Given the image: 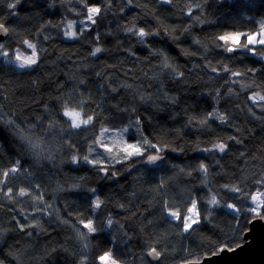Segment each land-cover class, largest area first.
I'll use <instances>...</instances> for the list:
<instances>
[{
	"label": "trees",
	"instance_id": "obj_1",
	"mask_svg": "<svg viewBox=\"0 0 264 264\" xmlns=\"http://www.w3.org/2000/svg\"><path fill=\"white\" fill-rule=\"evenodd\" d=\"M6 2L7 0H0V20L11 25L15 31L12 38L6 42L7 49L10 52L18 49L29 51L21 41L31 40L37 44L40 65L38 71H25L17 68L13 62L0 57V96L4 97L0 103L3 104L5 114L0 119L16 121L24 135L30 136L40 143L43 152L37 155L26 149L25 146L19 144L15 132L8 129L9 135L0 139V144L3 145V155H0V173L11 167L14 159H20L21 166L26 168L31 175L21 178H14L10 175L8 181L22 187H28L29 184H39L45 202L52 204L50 212L53 209L57 210L61 219H67L69 223L67 225L61 224L56 220L55 215L40 216L36 221L41 226L40 232L38 234L34 232L33 237L28 238L12 231L15 223L11 217L15 215V212H9L6 207L0 208V228L8 233L6 242L9 247L5 251H11L13 254L23 253L24 264H78L76 253L79 251V242L75 238L73 225L78 224L80 219L89 217L87 197L90 194L82 189L72 190L73 184L100 188L103 192L102 198L107 197L111 201L105 211L113 217L115 222L130 226L125 228L128 236L131 237L127 241L120 239L119 230L98 233L91 239V244L94 246L91 257L111 249L114 255L122 260V264H141L139 257L143 256V244L149 246L162 244L169 253L165 264H181L197 257L203 259L204 254L215 247L235 246L232 237L236 228L239 227L245 234L249 229V224L245 222L246 219L256 217H245L244 209H241V216L237 220H233L235 214L222 205L224 201L229 203L235 201L231 194L224 195L219 191V185L225 181L219 176H215L216 169L212 167L210 160L206 161L210 165V185L218 198H221V206L210 209L212 215L205 219L207 213L204 211V205H198L202 219L200 225L194 226L198 230L191 236H188L187 233L181 234L182 230L176 226L178 222L169 223L160 217L157 210L160 208L161 193L156 189L161 178H164L166 194L163 195V200L167 201L170 207H179L183 210L185 202L189 198L190 190L199 189L200 178L195 175V172L193 171L192 177L176 172L170 167H165L163 171L153 169L149 172L148 170L152 169L153 166L137 164L131 174L126 169H121L120 182L123 183L124 188L116 187L114 181L100 182L90 166L84 164L77 166L68 163L71 154L78 156L87 154L86 145L93 142V135L99 134L100 126L95 129H91L89 126V128L80 130L69 128L66 119L60 116L62 108L58 99L64 98L66 103L76 102L78 97L75 93L79 92L85 101L91 98L96 104H102V112H105L106 115L100 125L110 129L126 126L128 119L133 117H147L144 119L143 130L149 134V138L153 139V142L163 143L167 141L173 146L178 145L186 148L184 155H177L172 152H168L166 155L170 163L188 170L189 165L198 166L199 160L204 159L203 155L191 151V148L198 139L201 146H205L203 141L206 139V134L198 136L194 130L185 129L183 138L176 139L175 130L183 128L186 121L183 116L177 115L175 119H172L171 116L182 112L184 109H187V114L196 116L209 110L213 102L202 93L213 91L216 84L220 83L219 79L208 86L199 81L191 83L195 79L196 72L204 75L202 69H196L191 70L190 83L184 85L166 79L167 74L164 73L161 75L163 89L170 95L177 96L179 100L176 105H172L159 97L158 82L148 78L153 73L161 71L158 62L154 59L151 62L145 61L143 58L147 53L142 49L135 48L134 39L125 38L122 28L118 27V25L127 23L124 17H128L130 20L131 14L127 10L120 13L117 0H113V14L109 15L106 20L98 22L101 33L110 28L113 36L101 35L100 44L105 46L107 52L101 59L96 60L95 64L92 63V59L95 58H88L89 48L93 46L90 43L91 33L80 36L78 40H70L62 36L67 21L83 19L84 4L72 0L71 3L65 2L61 5L58 0L57 6L50 8L48 6L50 0H25V3L20 5V15L11 16L5 7ZM88 2L98 3L99 0H88ZM237 5L238 0H223L222 3L218 0H209L204 13L201 14L202 19L206 20V24L203 29L194 30L205 38H211L228 30L255 31L257 21L264 18V7L244 8L241 12ZM184 6L183 2L178 5L179 8ZM73 8L81 15L77 16L76 12L71 11ZM171 11L173 9H169V12ZM193 14L200 13L194 12ZM113 15L119 19H114ZM248 16L255 19L249 20L246 18ZM49 21H51L52 27H47ZM186 21H188L187 16L167 15L165 17V23L170 27H179ZM77 31L79 32V27H77ZM37 33L40 35L38 36ZM45 34L52 38L43 39ZM180 43L189 46L186 40L182 39ZM156 46H159V42L154 45V47ZM122 47H134V50L139 52L140 60H130L120 50ZM192 47L195 50V46ZM167 50L178 61L181 68H186L193 62H200L195 57L181 56L179 50L171 45L168 46ZM208 56L215 64L216 53L210 51ZM254 62V58L251 57L243 61H229L235 66V70L251 67ZM107 65H114L107 71L110 74L115 72L120 77V81L133 84L134 87L140 89L142 95H152L155 103L160 105L162 111L153 107L152 101L146 104L140 100L139 95L132 97L127 95L124 90H121L120 93L98 92L94 81L98 80L100 83L104 81L91 73L99 71L103 76L105 72L103 66ZM125 70L130 73L128 76L124 75ZM144 72L148 73V77L144 76ZM80 80L88 82L87 93L78 83ZM221 87L223 88L225 85H221ZM239 100L241 108L247 107L243 95ZM117 104L129 109V111H114L113 106ZM225 107L231 109L233 114L238 116V119L235 120L236 126L242 129L245 127L253 128L257 137L259 136V130L255 128L254 123L247 117L246 113L238 112L233 103L225 104L224 101H221V108ZM132 109L134 111H131ZM89 111H95V109L84 108L85 113ZM255 111L259 113V109H255ZM4 126L7 128V125ZM213 127L215 128L213 139L220 135L234 134L233 129L217 127L216 125ZM244 135L247 137L248 133L245 132ZM250 139L248 137L245 140V145L251 150V155H248L247 160L241 162V158L236 153L243 146L235 145L231 146L232 154L227 160L221 161L228 172L227 182L230 184L240 183L233 176L236 169H244L248 176L260 174L261 161H253L252 159V155H259V145L255 142L250 143ZM136 168L144 173L139 182L133 179L134 175L139 174L136 172ZM58 188L64 190L57 191ZM133 188L137 191V198L129 204L126 202L125 189L131 191ZM247 188L251 191L252 185L248 184ZM191 195L209 198V193L204 191L192 192ZM23 200V203L16 201L15 208L17 210L23 208L24 213L30 215L33 211V205L27 198H23ZM115 203H125V208H131V210L127 214H120V209L112 207V204ZM65 213L70 215L66 216ZM49 221L54 226H51ZM148 221H152V223L149 224ZM97 224L99 225V221ZM112 236L116 237L115 242L111 240ZM49 246H54L57 251L45 255V249ZM62 248H66L68 251H61ZM3 256L4 253L0 252V258ZM5 264H11V257L5 260Z\"/></svg>",
	"mask_w": 264,
	"mask_h": 264
},
{
	"label": "snow or ice",
	"instance_id": "obj_2",
	"mask_svg": "<svg viewBox=\"0 0 264 264\" xmlns=\"http://www.w3.org/2000/svg\"><path fill=\"white\" fill-rule=\"evenodd\" d=\"M58 0H50L49 7L57 6ZM65 2L71 3L72 0H59L62 5ZM184 3L183 8H179L180 3ZM209 0H117L120 13L126 10L131 14V19L124 17L127 23L118 25L122 28L125 38H133L135 48L142 49L147 54L144 56L145 61L151 62L153 59L158 62V67L161 71L155 72L151 77L144 72V76L151 80L158 82L157 87L159 97L164 101L176 105L179 100L175 95H170L163 89V81L161 75L166 73V79L176 81L177 83L187 85L190 83L189 75L191 70L202 69L204 75L196 72L195 79L191 83L201 82L205 86L211 85L219 79L220 83L216 84L213 91L202 93L212 100V107L205 113L196 115L187 114V109L180 113H175L171 116L175 119L177 115L183 116L185 124L183 128L175 130L176 139H182L185 135V129L194 130L198 136L205 135L206 139L203 141L205 146H201L199 139L194 143L191 151L199 153L204 156L200 159L198 166L189 165L188 170L180 167L174 163L169 162L166 155L168 152L176 153L177 155H184L186 148L182 146H173V144L165 141L163 143L153 142L149 138V134L143 130L144 119L147 117H133L128 119L127 125L118 129L112 130L100 125V122L105 118L106 113L102 112L103 105L96 104L93 99L85 101L82 94L76 92L78 97L76 102L66 103L64 98H58L62 111L60 116L66 119L67 125L73 130H80L82 128L95 129L100 126L98 135H93L92 143L86 145L87 154L78 156L76 154L70 155L68 161L71 165L84 164L90 166L91 170L96 174L100 182L114 181L115 186L124 188L123 183L120 182L122 175L121 169H126L130 174L137 164L144 166H153L148 171L153 169L164 170L165 167H170L174 171L179 172L185 176L192 177L193 171L199 177V189H191L189 198L185 202L183 210L179 207H170L167 201L163 200V195L166 194L164 187V178H161L156 191L161 193L160 208L157 210L162 219L167 222H178L176 226L182 230L181 234L187 233L188 236L193 235L202 223L201 210L198 205H204V211L207 213L205 219L211 217L212 211L221 206V198L215 193L210 185V165L216 169L215 176H219L225 182L219 185V191L224 195L231 194L235 202L224 201L223 207L229 209L234 213L233 220H237L241 216V209H244L245 217H264V18L257 21V29L255 31H223L211 38H205L202 34H198L194 29H203L206 20L202 19L205 11V6ZM222 3L223 0H218ZM25 0H7L5 7L9 15L19 16L20 5L24 4ZM77 3L84 4L83 19L69 20L66 22V27L62 31V36L70 40H78L80 36L86 33H91L92 38L90 43L93 45L89 48V59L95 64L96 60L107 52L105 46L100 44L101 35L105 37L113 36L110 30L101 33L98 22L104 21L112 13L113 0H99L98 3H89L88 0H77ZM241 12L244 8L256 9L257 7H264V0H238L237 5ZM169 9L173 11L169 12ZM71 11L76 12L77 16L81 13L77 12L75 8ZM194 12L200 14L194 15ZM171 16H187L188 21L179 27H170L165 23V17ZM114 19H119L113 15ZM249 20H254V17H246ZM151 21V22H150ZM51 21L47 27H52ZM79 27V32L77 31ZM15 34L11 25L0 20V57L8 59L9 62L16 63L20 69L25 71H38L40 65V57L37 50V44L31 40H23L21 43L26 45L27 49L31 50L30 55H22L18 50L9 51L6 47V42ZM39 36L40 33H37ZM49 40L52 37L48 34L42 37ZM188 41L189 46H184L180 43L181 40ZM159 42V46L154 47ZM171 45L179 50L181 56L186 58L195 57L200 62H193L186 68H181L178 61L175 60L168 52V46ZM195 46V50L193 47ZM126 57L132 61H139L140 55L134 47H122L120 49ZM216 53V63L213 64L209 58V52ZM254 58L255 62L251 67H246L243 70H235V66L229 61H243L246 58ZM135 66V65H134ZM156 66V65H154ZM105 67L104 75L101 76L99 71L91 73L95 77L103 80L96 83L98 92L120 93L121 90L132 97L139 95L140 100L144 103L152 101V106L158 111H162L160 105L155 103L152 95L140 94V89L134 87L133 84L126 81H120V77L107 71L108 68H113L114 65H107ZM143 71V69H141ZM186 73H188L186 75ZM130 73L125 70L124 75L128 76ZM83 88L84 92H88V82L80 80L78 82ZM116 85V86H113ZM225 85V87H221ZM223 93V94H222ZM91 94L89 93V96ZM243 95L244 102L247 107L241 108L239 98ZM4 99L0 96V101ZM221 101L225 104L233 103L238 112L247 114V117L254 123L255 128L259 130V136L254 132L253 128H240L236 126L235 116L231 109L221 108ZM95 109V111L84 112V108ZM259 109V113L255 111ZM116 112H128L129 109L121 107L119 104L113 106ZM131 111H134L132 109ZM3 104L0 103V117H4ZM7 125V128L4 126ZM225 127L233 129L231 135L215 136V128ZM8 129L15 132V137L18 138L19 144L25 146L37 155L42 154L43 149L40 143L30 136L24 135L23 130L20 129L19 124L12 119H0V139L6 138L9 135ZM247 132L246 137L244 133ZM250 137V143L255 142L259 145V155H252L253 161L260 160L262 167L259 175L248 176L244 169H236L233 176L240 181L238 184H230L227 182L228 172L225 169L223 160L232 154V147L235 145L243 146L236 155L241 158L243 163L251 155V150L245 145V140ZM110 140V142H109ZM74 147V145H72ZM210 154V155H209ZM0 155H3V145L0 144ZM19 155V154H17ZM219 157V158H217ZM50 158V157H49ZM120 166V168H117ZM138 175H134L133 179L137 182L141 180L144 173L136 168ZM236 173H239L238 175ZM14 178H21L30 176L26 168L21 166L20 159H14L11 167L0 173V208H7L9 212H15L11 220L15 223L13 232L33 237V233L37 234L41 230V226L36 222L40 216H53L61 224L67 225L69 220L61 219L59 212L52 208V204L46 203L43 193L40 191L39 184H29L28 187H22L11 184L8 181L9 176ZM83 178V177H81ZM251 184V191L248 190L247 185ZM15 189V191H14ZM72 190H83L90 195L87 197V204L89 207V217L80 219L78 224H74L75 238L79 242V251L76 253L78 264H122V260L117 258L111 249L105 250L95 257H91L93 245L91 239L101 232H120V239L127 241L131 239L125 231L128 225H121L114 221L113 217L109 215L105 209L109 206L111 201L107 197H103V192L100 188L86 186L81 184H73ZM63 188H58L57 191H63ZM204 191L209 193V198L205 199L203 196L193 197L192 192ZM127 203L131 204L132 200L137 198V191L135 188L128 191L125 189ZM23 198H27L33 205V211L30 215L24 213V209L17 210L15 208L16 201L24 202ZM114 209H120V214H127L131 208L126 209L125 203L112 204ZM65 215H70L65 213ZM103 217V219H101ZM147 219V218H146ZM23 221V222H22ZM99 221V225L97 224ZM257 220L246 219V223L250 226ZM264 223V220H260ZM114 223L116 226L114 227ZM149 224L152 221H148ZM51 226L52 222L49 221ZM8 233L0 228V252L4 256L0 258V264H5V260L11 257V264H24L23 253L13 254L11 251H5L9 245L6 242ZM246 234L236 228L233 233V242L235 246H219L206 252L204 259H210L223 255L225 252L233 253L238 249L243 248L251 242L245 239ZM111 240L116 241V237L112 236ZM118 246V245H116ZM143 256L139 257L141 264H165L169 253L162 244L156 246H149L143 244ZM57 249L54 246H49L45 249V255L50 252L55 253ZM61 251L67 252L68 249L62 248ZM91 257V258H90ZM187 264H203V261L197 257L190 259Z\"/></svg>",
	"mask_w": 264,
	"mask_h": 264
},
{
	"label": "water",
	"instance_id": "obj_3",
	"mask_svg": "<svg viewBox=\"0 0 264 264\" xmlns=\"http://www.w3.org/2000/svg\"><path fill=\"white\" fill-rule=\"evenodd\" d=\"M252 220H257L245 233V239L251 244L245 245L236 252H225L221 256L212 257L210 259H201L203 264H264V217H256ZM181 264H187L181 263Z\"/></svg>",
	"mask_w": 264,
	"mask_h": 264
},
{
	"label": "rangeland",
	"instance_id": "obj_4",
	"mask_svg": "<svg viewBox=\"0 0 264 264\" xmlns=\"http://www.w3.org/2000/svg\"><path fill=\"white\" fill-rule=\"evenodd\" d=\"M18 51H19L20 54H22V55H30V54H31V50H29V51H25V50L18 49ZM6 60L9 61L8 59H6ZM13 64H15V65L17 66L16 63H13ZM17 68H19V67L17 66ZM19 69H20V68H19ZM109 129H110V128H109ZM118 129H120V128L112 129V130H118ZM109 142H110V140H109ZM48 211H50V209H49Z\"/></svg>",
	"mask_w": 264,
	"mask_h": 264
},
{
	"label": "bare ground",
	"instance_id": "obj_5",
	"mask_svg": "<svg viewBox=\"0 0 264 264\" xmlns=\"http://www.w3.org/2000/svg\"><path fill=\"white\" fill-rule=\"evenodd\" d=\"M247 231H248V230H247ZM247 231H246V232H247Z\"/></svg>",
	"mask_w": 264,
	"mask_h": 264
}]
</instances>
